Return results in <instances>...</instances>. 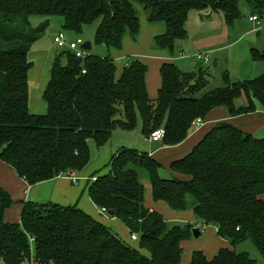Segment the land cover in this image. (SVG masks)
Here are the masks:
<instances>
[{
    "label": "trees",
    "instance_id": "1",
    "mask_svg": "<svg viewBox=\"0 0 264 264\" xmlns=\"http://www.w3.org/2000/svg\"><path fill=\"white\" fill-rule=\"evenodd\" d=\"M242 1L251 16L264 17V0H0V160L34 186L82 172L90 161L89 140L103 147L116 129L133 131L138 117L147 140L163 129L161 146L175 147L189 137L197 120L204 121L216 108L231 117L254 113V101L264 108V74L245 82H233L225 74L224 87L207 90L212 77L208 67L199 63L185 73L168 63L160 70L161 88L152 100L148 66L129 58L118 77L110 55L111 50L122 51L126 36L138 41L141 12L149 24L165 28L154 37L153 48L173 54L177 42L187 38L192 12L223 13L233 26L243 18ZM32 16L44 18L43 23L33 27ZM57 18L63 20L61 31L75 36L99 23L93 42L109 54L87 53L80 59L63 51L43 93L47 112L34 115L30 56ZM252 56L264 58L257 50ZM244 95L249 104L238 107ZM162 168L149 153L122 148L108 173L95 175L89 186L93 204L113 212L130 240L138 235L133 244L77 206L24 202L20 221L8 222L6 214L15 202L0 188V259L4 264H186L182 244L192 239L195 225L172 227L147 208L141 171L149 177L154 201L173 211H192L233 248L221 249L213 259L194 251L188 264H256L235 249L247 240L264 259V139L222 123L171 164L189 181L164 179Z\"/></svg>",
    "mask_w": 264,
    "mask_h": 264
},
{
    "label": "rangeland",
    "instance_id": "2",
    "mask_svg": "<svg viewBox=\"0 0 264 264\" xmlns=\"http://www.w3.org/2000/svg\"><path fill=\"white\" fill-rule=\"evenodd\" d=\"M240 7L243 18L240 21L235 22L233 26L226 24L223 13H215L208 22L199 19L198 16L191 15L188 26V38L176 44L173 54L167 50H160L159 54L163 56H172L176 62L175 64L181 71L185 73L194 71L196 67H198L199 63H201L197 60L198 55H209V64L205 65V67L209 68L212 77L210 78V84L207 90L224 87L225 81L223 76L225 74H228L233 82L251 81L260 77L264 74V58H254L252 55L253 50L262 51L258 44L264 42V23L259 20V26L250 24L248 22L250 9L248 8L247 3L242 1ZM207 12L209 13V11ZM30 21L32 26L37 28L43 23L44 18L32 16ZM51 21H58L59 24L57 25L55 23V28L58 31H61L63 20L61 18H57L52 19ZM98 25L99 23H96L91 27H87L82 36H74L73 34L67 33L69 41H76L78 38H80L84 42L90 40V42H92ZM55 35L56 34L51 33V30L46 32L42 38L43 40L33 47V53L30 57L34 64V67L29 75L30 108L32 112L36 110V115H44L47 112V106L43 101V93L48 85L50 71L53 67L54 61L57 56H60L63 53V51H60L54 44ZM140 42L141 41L139 37L136 44L140 45ZM147 42L148 40L145 41V44ZM218 48H223V50L219 54L217 52L214 53L213 51H216ZM133 49L136 50V48ZM208 49L211 50L209 51ZM191 50L194 51L193 54L190 53ZM88 53H92L100 57H107L109 54L105 47L101 45L96 47L94 51ZM147 53L148 58H140V56L136 55H134L132 58L138 59L143 64L148 66L150 70L149 72H151L150 78L152 83L154 82L153 79L155 76H159L162 65V61L160 59L163 56H154L151 55L150 52ZM259 53L262 54V52ZM126 64L127 58L125 56L117 60L116 67L118 76L121 75ZM215 64H217L216 67ZM244 96L245 97L239 101V107H245L249 104L247 96ZM254 103L256 109L262 107L258 101H254ZM196 127L197 126H195V128ZM254 136L259 139H264V130H262V134H257ZM88 143L90 148V161L84 170L75 176L78 180L79 186L75 187V184L71 178L58 177L60 180L71 181L69 183L71 184L72 189H78V191L80 190L79 198H81L83 195H86V198L90 200L88 188L87 190L85 189L88 185L87 181L90 180L91 182L92 179H95V175H104L108 173V165L110 164L112 157L116 155V153H118V151L122 148L146 152L154 156L156 160H160L161 164L163 165L161 171L163 176H161L162 178L171 179L172 177L175 178L176 176L174 171L171 169L170 164H167V162H170L171 159L169 154H167L165 151V148L167 147L161 146L160 143H152L146 139L143 134L140 117H138V124L133 131H124L120 128L116 129L113 132L109 142L105 146L98 147L96 142L93 140H89ZM139 174L145 187L146 202L149 198L148 196H151V184L149 177L144 171H141ZM55 199L59 200L60 198L56 197ZM47 201L50 202L51 200L49 199ZM75 205L76 203L69 204V206ZM93 208L94 210H91V212L88 213L92 218L102 222L106 227L113 230L123 241L132 243L128 229L119 219L111 218L108 214L98 210L95 206H93ZM167 208L171 210L172 213L175 212L176 214H179L180 217H185L186 219V221H184L183 219L176 220L170 217L168 219L170 226H186L192 224L195 225V228L198 226L202 232L200 238H195L193 235L191 240L184 242L187 243V245L185 247L182 246L183 262H188L191 260L194 251H203L204 253H207V251L210 252L211 250H215L216 252L218 251V247L221 242L220 239H216L215 236L210 235L211 229L209 227L203 226V224L195 218L194 214L191 213L192 211L177 212L173 211L169 207ZM12 212L13 220H18L20 214L18 206H15L12 209ZM190 214H192V216H189ZM226 247L233 249L231 244H228ZM235 249L238 253H248L251 259L256 262V264H264L263 257L261 256L256 245L251 240H247L238 244ZM0 264H4L2 259H0Z\"/></svg>",
    "mask_w": 264,
    "mask_h": 264
},
{
    "label": "crops",
    "instance_id": "3",
    "mask_svg": "<svg viewBox=\"0 0 264 264\" xmlns=\"http://www.w3.org/2000/svg\"><path fill=\"white\" fill-rule=\"evenodd\" d=\"M207 11H209V13ZM203 13H205V14H201L198 12H192L191 15L198 16L199 19L208 22L213 17V15L215 14L211 10H206ZM250 17H251V13L249 15V18ZM190 19H191V17L189 18V21H190ZM224 19H225V17H224ZM140 20H141V22H140L141 23L140 35H139L140 41H141L140 45L136 44V42L132 41V39L130 37L126 36L124 38V41H123L122 51H117V50H111L110 51V55L115 60V62H117V60L123 58L124 56L127 58V60L129 58H132L134 55L140 56V58H148L147 52H150V54L154 55V56H156V55L157 56H163V55L159 54L160 50L152 48V45H153L154 37L159 36V35L164 33V31H165L164 26L161 24H149L147 21V17L143 12H141ZM260 20L262 21V23H264V17L260 18ZM189 21L187 24L188 34H189V31H188ZM248 22L252 25H257V26L260 25L256 22L255 23L250 22L249 20H248ZM55 23L57 25L59 24L58 21H56V22L51 21L50 22V28L51 29L54 28L56 30L55 33L60 32L55 28V26H56ZM62 25H61V28H62ZM258 33H259V31H258ZM186 39H184V40H186ZM93 40H92V45H93L92 51H94L96 48L94 46ZM146 40H148V42L145 44ZM184 40L178 41L177 43L182 42ZM258 46L262 50V51H260V50H258V51L262 52V54H264V42H261L260 44H258ZM133 48H136V50H134ZM123 50H124V52H123ZM208 50L210 51L211 49H208ZM222 50H223V48H218L216 51H213V52L214 53L217 52L219 54ZM190 53L193 54L194 51L191 50ZM160 60L162 61L161 68L164 64H168V63H174L175 64L176 63L175 60L173 59V57L172 56L170 57L168 55L163 56ZM216 65L217 64H215V67H216ZM161 68H160V70H161ZM149 71L150 70H148V74H147L148 92H149L150 98L152 100H156V98H157L156 96H158V92L161 88V76H160V73H159V76L156 75L155 78L153 79L154 82L151 83V78H150L151 72H149ZM45 82H46V79H45ZM151 90H154V91H151ZM241 99H239L237 101L238 107H239V101ZM35 112H36V110H34L32 113L36 115ZM222 123H227V124L233 125V126L239 128L240 130H242L244 133H248V134H251L253 136L257 135V134H262V130H264V108L260 107V108L256 109V111L254 113H250V114H246V115H242V116H238V117H231L224 108L214 109L207 116V118L201 122V124L197 125L196 128L194 126L189 137L181 145L175 146V147L165 148L166 153L169 154V157L171 158L170 162H167V164H170V167H171V164L174 161L186 156L203 139V137L209 131H211L214 127H216L217 125L222 124ZM160 145H161V143H160ZM152 157L155 159L154 156H152ZM157 161L160 162V164H161L160 160H157ZM77 174H79V173H77ZM175 174H176V176H175L176 179H179L182 181H189V177L184 176V175H180L177 173H175ZM59 178H67V177L62 176ZM59 178H56V179L50 180V181H46V182H43V183H40V184H37L34 186H30V185H28V183L24 179H22L18 176L16 171L11 166L3 163L0 160V188H2L3 190H5L6 192H8L10 194L13 201L15 202V206H18L19 213H20L18 220H16V219L13 220L12 209L15 207L14 206L6 214L7 221L8 222H19L20 221V215L22 212V203H24V202H32L35 204H45V203H52V204L54 203L55 204L56 203L57 205H60L62 207H64V206L74 207V206H69V204L76 203L75 206H77L79 209L83 210L84 212H87V214L89 212H91V210H94L93 206H95V205L91 201L90 197H89L90 200H88L86 198V195H83L81 198H79L80 190L78 191V189L77 190L72 189V186L69 183L71 181L60 180ZM95 180H96V178L92 179L91 182H90V180L87 181L88 185L86 186L85 189L86 190H87V188L89 189V186ZM89 183H91V184H89ZM74 186L78 187L79 185L77 184ZM56 197L60 198L59 199L60 201L55 199ZM148 197H149L148 200L145 202L146 207L152 211H156L157 213L161 214L167 222H168V219L170 217L174 218L176 220L183 219L184 221H186L185 217H180L179 214H176L175 212L172 213V211L167 208L168 205L166 203L154 201L153 196H152V188H151V196L149 195ZM49 199L51 200L50 202L47 201ZM191 213H193V212H191ZM189 216H192V214H190ZM209 228L211 229L210 235L215 236L216 239L218 238L221 241L219 244L217 252L215 250H211L210 252L207 251V253H204L208 259H213L221 249L227 248L226 246L230 243L228 241L221 239L218 236V231L215 227L210 226ZM186 245H187V243H184L182 246L185 247ZM189 262H190V260L188 262L184 261V263H186V264H188Z\"/></svg>",
    "mask_w": 264,
    "mask_h": 264
},
{
    "label": "built area",
    "instance_id": "4",
    "mask_svg": "<svg viewBox=\"0 0 264 264\" xmlns=\"http://www.w3.org/2000/svg\"><path fill=\"white\" fill-rule=\"evenodd\" d=\"M259 17L257 15L255 16H251L249 18L250 22H256L259 23ZM264 30V28H263ZM55 37H54V44L56 45V47L60 50V51H71L73 52L77 58L80 59H84L87 55V51L82 49V45L85 43L82 39L78 38L76 41H69V38L67 36L66 33L64 32H57L55 33ZM197 60L199 62H201L203 65H207L209 64V55H203L200 54L197 56ZM85 74V71L83 72ZM201 120H197L194 125L197 126L199 124H201ZM165 135V131L163 129H160L158 131H155L152 133V135L150 136L149 141H151L152 143H160ZM64 177L67 178H71L73 180V183L75 185L78 184V180L76 179V174L75 173H71V174H66L63 175ZM62 177V176H61ZM104 213L108 214V212L106 210H101ZM132 242H136L138 240V235L137 234H133L131 237Z\"/></svg>",
    "mask_w": 264,
    "mask_h": 264
},
{
    "label": "water",
    "instance_id": "5",
    "mask_svg": "<svg viewBox=\"0 0 264 264\" xmlns=\"http://www.w3.org/2000/svg\"><path fill=\"white\" fill-rule=\"evenodd\" d=\"M56 30L54 28L51 29V33L55 34ZM82 49L87 51V52H91L93 50V45L92 42L87 41L82 45ZM110 216H113L114 213L113 212H109L108 213ZM193 235L195 238H200L202 235V232L200 230H198L197 228L193 229Z\"/></svg>",
    "mask_w": 264,
    "mask_h": 264
}]
</instances>
